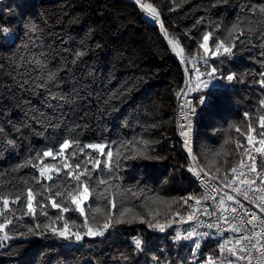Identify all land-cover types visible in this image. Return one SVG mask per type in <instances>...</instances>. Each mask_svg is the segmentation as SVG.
Listing matches in <instances>:
<instances>
[{
    "label": "trees",
    "instance_id": "obj_1",
    "mask_svg": "<svg viewBox=\"0 0 264 264\" xmlns=\"http://www.w3.org/2000/svg\"><path fill=\"white\" fill-rule=\"evenodd\" d=\"M143 2L157 9L162 29L130 0H0V184L19 185L34 170L13 171L16 165L75 129L82 141L104 142L105 151L121 153L120 167L100 174L118 177L111 181L117 187L106 193L115 195L117 212L121 206L131 207L151 223H168L177 211L187 216L194 201L185 205L173 198L202 194L190 177V162L177 135V97L188 79L186 69L191 78L197 68L205 73L211 66L222 75H236L232 82L218 80L215 87L192 92L195 98H212L206 107L198 106L193 142L206 172L224 178L239 164L247 147L244 133L249 119L244 113L250 115L252 134L262 138L258 117L264 115L259 103L264 99V86L259 83L264 80V26L259 15L249 10L264 6V0ZM234 24L244 32L239 39L237 33L228 36L227 29ZM3 27L10 28L7 37ZM210 31V55L214 42L225 39L235 42L231 57L213 58L199 49L202 36ZM168 38L178 40L184 49L186 69ZM80 51L85 55L77 58ZM48 70L57 72L56 81L46 79ZM42 84L47 87H38ZM139 152L160 159L123 158ZM254 158L258 171H264V157ZM97 199L102 214L108 201ZM45 210L50 217L58 214ZM65 215L77 224L83 222L76 213ZM37 222L46 218L24 217L5 229L9 238L0 242V264H190L193 260L192 242L174 241L176 232L152 233L147 223L116 225L104 239L85 236L77 245L51 236L19 235ZM134 237L144 241L143 252L134 249ZM217 244L213 236L202 240L196 264L209 254L217 256Z\"/></svg>",
    "mask_w": 264,
    "mask_h": 264
},
{
    "label": "snow or ice",
    "instance_id": "obj_2",
    "mask_svg": "<svg viewBox=\"0 0 264 264\" xmlns=\"http://www.w3.org/2000/svg\"><path fill=\"white\" fill-rule=\"evenodd\" d=\"M142 8L150 14L153 19L159 20V12L152 4L144 5L141 0H136ZM260 17L259 23L264 26V6L259 9L251 8L249 10ZM161 27L163 25L161 24ZM218 30V29H217ZM239 24L232 25L227 29L228 36L231 37L233 33H237L235 39L244 35L243 30H239ZM253 30L249 28V32ZM2 32L4 36L10 33L9 27H3ZM264 34V27L261 29ZM167 35V32L165 33ZM213 33L207 32L202 36V42L199 44V49L203 53L209 54L211 51L210 41ZM169 43L173 48H180V52L184 49L176 39H169ZM99 47V45H97ZM236 47L234 40L218 39L214 42L215 51L211 52L213 58L225 55L231 57L233 49ZM84 51L77 53V58L83 57ZM192 63H196V57L192 59ZM207 64V60H204ZM187 71V70H186ZM197 83L195 89L199 90L201 86L204 89L215 87V80H227L232 82L236 79L234 73L228 75L220 74V70L211 66L208 71L201 73L199 68L196 69ZM264 75V73H261ZM207 77L201 79V77ZM46 79L49 82L57 80V72L48 70ZM242 82V81H241ZM264 86V80L259 81ZM38 87H47L46 84L38 85ZM192 89L189 88V91ZM210 95H200L195 98V104L192 100H187L189 112L195 113L197 106H207L211 103ZM73 103L75 101H72ZM261 107H264V99L260 100ZM181 107H184L182 105ZM244 116L249 119L247 124V133H244L247 147L242 153V157L238 166H232L220 180V184L224 188L230 189L235 195L224 192L217 200L216 194L220 192L219 188L213 187L211 195H201L200 197L188 196L173 198L183 201L187 205L189 200L194 201L192 211L186 216H181L177 211L175 216L169 223H191L193 226L186 230V234L177 232L173 236L174 241L184 240L193 243L192 257L190 264H196L199 249L201 248V240L210 238L213 231L222 237L218 244V256L209 254L202 261V264H264V216L257 214L252 208L245 207L241 203L240 197L244 201L259 209V212L264 214V171H258L257 160L253 153L264 157V131L259 133L261 139L252 133L255 129L250 122L249 113H244ZM259 128L264 130V115L258 117ZM239 133L241 129L237 125H233ZM181 135L187 137V132H182ZM13 143V141H8ZM225 143H228L226 140ZM127 142H125V145ZM259 144V147L255 145ZM125 145H122L124 147ZM185 146L188 147V141L185 140ZM242 145L238 142L237 148ZM107 144L104 142H84L80 139V133L73 129L68 134H61L52 144L45 145L39 151H34L22 164H17L16 169L23 167H30L34 170L28 178L23 179L19 185L9 184L5 187L0 184V242L8 239V233L5 229L13 225L14 220L24 219V217H31L36 221L39 216L46 218V222H37L27 225V232H20L21 237L27 238L32 236L36 238H44L46 236L56 237L68 243L82 242L85 236L94 238H103L110 230H115L116 225H123L138 221L141 224L147 223V226L152 229H157L164 232L168 225L164 223H151L139 212L131 207H120L117 212V204L115 195L106 196L110 188L117 186L112 185L111 181L117 180L116 175H109L107 178L100 175L104 171L114 173L116 167H120L119 158L120 152H116L114 156L113 151H105ZM91 150V151H87ZM97 155L93 156L92 153ZM191 153V148H189ZM142 156L144 159H160V157H152L147 153H130L123 157L124 159H136L137 156ZM243 157H247L246 163ZM103 158V159H102ZM193 160L196 157L193 155ZM104 165V167H101ZM115 165V167H114ZM264 168V163H262ZM247 169V171H245ZM192 171L193 169H189ZM219 171V169H217ZM229 173L232 178L229 179ZM255 174V175H252ZM196 175H200V171H196ZM215 179V177H214ZM260 181L257 184V181ZM104 186V187H100ZM93 188L96 190L93 191ZM129 191H132L129 189ZM251 193V195H250ZM132 195H138L137 192H132ZM100 199L108 201L104 212L101 214L99 207ZM211 199L215 202V209L209 210L208 207L201 208L203 201ZM231 201L232 205L227 202ZM51 208L58 212L55 216H49V212L45 209ZM73 212L83 218L82 224H77L76 219L68 217L65 214ZM219 212L220 215L216 213ZM205 216L208 218V223H205L199 218ZM129 214H131L129 216ZM149 216L153 212L149 211ZM176 217H179L177 220ZM215 217V219H213ZM57 221H63L62 225L56 227ZM70 225L75 226L70 229ZM83 228L81 232L79 229ZM204 228L208 231H199ZM224 232H230L231 237H224ZM144 241L140 237L133 238L134 249L138 252H143ZM128 259V257H124ZM153 261H158L159 257L152 256Z\"/></svg>",
    "mask_w": 264,
    "mask_h": 264
},
{
    "label": "built area",
    "instance_id": "obj_3",
    "mask_svg": "<svg viewBox=\"0 0 264 264\" xmlns=\"http://www.w3.org/2000/svg\"><path fill=\"white\" fill-rule=\"evenodd\" d=\"M130 1L135 6H137L139 9L144 11L146 14L150 15L146 11L145 8H142L139 4L136 3V0H130ZM141 3L144 5H147V3L143 2V0H141ZM153 23L158 24L161 27L160 16H159V20L153 19ZM161 29H162V27H161ZM181 64H183V63L181 62ZM189 88H191V85L189 84L188 79H187L184 87L181 89V91L179 92L178 97H177V135H178V138H179L180 142L182 143V145H183V147L187 153V156H188V159L190 162V168L193 169L192 171H190V177L196 183V185L199 188L202 195H211L212 194L211 189L213 187L220 189V192L218 194H216L217 200H219L220 196H222L224 194V192H228L231 195H235V193H232L230 191V189L224 188V186L222 184H220V180L223 179L222 177L214 176V175H211L208 172H206L201 167V165L199 164V162L197 160V157L195 156L193 142H194V138L196 135V120L199 117V107L197 106L195 113L189 112V106L187 105V100H192L193 103L195 104V96L192 93V90L189 91ZM182 105H184V107H181ZM182 132H187L188 133L187 137L181 135ZM186 139L188 141V147L185 146V140ZM189 148H191V153L189 152ZM193 155L196 157V160H193V158H192ZM245 162L250 163L249 161H247V159L245 160ZM196 171H200L199 176L196 175ZM245 171H247V169H245ZM252 175H255V174H252ZM214 177H215V179H214ZM231 178H229V179H231ZM259 183H260V181L258 180L257 184H259ZM250 195H251V193H250ZM240 200H241V203H243L245 207L252 208L253 211L257 212V214L264 216V214L259 212L258 208H255L253 205L249 204L247 201H244L242 197H240ZM227 204L232 205V202L228 201ZM200 207L201 208L208 207L209 210L211 211V210L215 209V202L212 201L211 199H207V200L202 202ZM216 214L220 215L219 212H217ZM197 215L205 223L211 222L208 220L207 217L200 216L199 213H197ZM184 217H186V216H184ZM178 219L179 218H177V220ZM213 219H215V217ZM164 224L168 225L164 232H160L157 229L149 228L148 226H147V229L152 233H155L158 235H165L169 232H178L180 229L191 228L193 226L191 223L179 224V223H174V222L173 223L168 222V223H164ZM110 231H114V230H110ZM199 231H208V230L201 228V229H199ZM212 231H213L212 236L216 239L217 243L219 244L222 237H220L218 234H216L215 230H212ZM108 233H106L103 238H101V237H95V238L104 239ZM232 235L233 234L230 232H224V234H223L224 237H231ZM80 243L81 242L75 243V244L80 245ZM218 244H217V256L219 255Z\"/></svg>",
    "mask_w": 264,
    "mask_h": 264
},
{
    "label": "rangeland",
    "instance_id": "obj_4",
    "mask_svg": "<svg viewBox=\"0 0 264 264\" xmlns=\"http://www.w3.org/2000/svg\"><path fill=\"white\" fill-rule=\"evenodd\" d=\"M168 40V42H169V38L167 39ZM170 44V43H169ZM170 47H171V49H172V51H173V53L176 55V57L183 63L182 65L184 66V68L186 69V61H185V59H184V56H183V52H180V48L178 47V48H173V45L172 44H170ZM209 56H211L212 57V55H210V53L208 54ZM187 70V69H186ZM186 75H187V78H188V82H189V84L192 86L191 87V89H192V92H195V91H198V90H196L195 89V85H196V83H197V73H196V76L193 78H191V75L189 74V71L187 70L186 71ZM207 77H204V76H202L201 77V79H206ZM217 81L218 80H215L214 81V83H215V85H216V83H217ZM200 89H204L203 88V86H201V88ZM199 89V90H200ZM259 147V146H258ZM253 155H254V157L256 156V155H259V154H255V153H253ZM189 229V228H188ZM181 231H184V229H180L178 232H180V233H182V234H186V230L184 231V232H181ZM177 233V232H176ZM202 240H204V239H202ZM201 240V241H202ZM184 241V240H183ZM200 241V242H201Z\"/></svg>",
    "mask_w": 264,
    "mask_h": 264
}]
</instances>
